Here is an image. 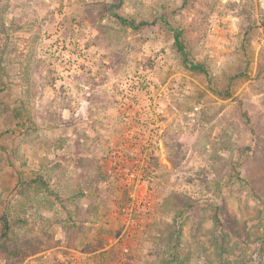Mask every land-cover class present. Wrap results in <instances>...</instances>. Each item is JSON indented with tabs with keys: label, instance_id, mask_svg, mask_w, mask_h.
Wrapping results in <instances>:
<instances>
[{
	"label": "rangeland",
	"instance_id": "1",
	"mask_svg": "<svg viewBox=\"0 0 264 264\" xmlns=\"http://www.w3.org/2000/svg\"><path fill=\"white\" fill-rule=\"evenodd\" d=\"M185 1L0 0V264L264 262V0Z\"/></svg>",
	"mask_w": 264,
	"mask_h": 264
},
{
	"label": "trees",
	"instance_id": "2",
	"mask_svg": "<svg viewBox=\"0 0 264 264\" xmlns=\"http://www.w3.org/2000/svg\"><path fill=\"white\" fill-rule=\"evenodd\" d=\"M117 2L115 3V5L113 7L115 8H119L122 4V0H116ZM187 1V0H186ZM185 1V2H186ZM184 5H182L181 7L183 8ZM114 17L123 25H127L131 28H136V29H141L142 27L148 26L150 25L149 23H147L146 21H142L137 25H134L133 22H130L129 20H127L126 18L121 17L118 14H115ZM157 20H160V22L162 23L164 29L170 34L172 41H173V47L175 48L176 52L178 53L182 64L187 67L191 72L194 73H198V74H202L204 75L207 79H208V72L206 71V69L204 68V66L200 63H195L191 60L190 54H189V50L187 48V44L185 41V28H182L181 26H172L171 23L168 21V19L163 16L160 15ZM12 115L16 118V120H18V122H20L21 124L22 122V110L20 111L19 109L15 110ZM30 132V130H28V132H26V134L28 135ZM14 133V132H13ZM255 197H259L260 196L256 195L254 193ZM262 199V198H261ZM264 203V202H263ZM218 219V218H217ZM217 222H219L218 220H216ZM226 241L225 237L222 236L221 238V245H220V252H223V250L226 248V245L224 244ZM261 241L262 244L264 245V232L261 235ZM174 246H177V243L174 244ZM174 248V247H173ZM262 250H264V248H262ZM169 251V249H168ZM173 254V249H171L170 253L168 254L169 257V262L171 257L173 259L176 260V257ZM223 254H221L222 257ZM227 260H224L221 258L220 263L221 264H230L226 263ZM165 264V263H163ZM243 264V262H242ZM261 264H264V262H262Z\"/></svg>",
	"mask_w": 264,
	"mask_h": 264
},
{
	"label": "built area",
	"instance_id": "3",
	"mask_svg": "<svg viewBox=\"0 0 264 264\" xmlns=\"http://www.w3.org/2000/svg\"><path fill=\"white\" fill-rule=\"evenodd\" d=\"M154 139L157 140L156 136L154 137ZM155 143V142H154ZM137 184H139V179H136ZM128 187H131L130 185H127ZM60 264H74V260L72 258H66L64 260L60 261Z\"/></svg>",
	"mask_w": 264,
	"mask_h": 264
}]
</instances>
